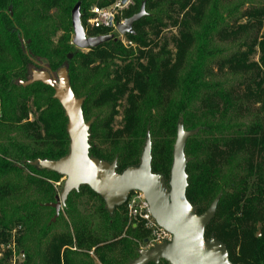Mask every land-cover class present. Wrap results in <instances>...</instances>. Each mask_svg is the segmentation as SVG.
Returning <instances> with one entry per match:
<instances>
[{
	"label": "rangeland",
	"instance_id": "rangeland-1",
	"mask_svg": "<svg viewBox=\"0 0 264 264\" xmlns=\"http://www.w3.org/2000/svg\"><path fill=\"white\" fill-rule=\"evenodd\" d=\"M104 0H86L84 6H98ZM174 6L169 13L170 18H165L162 23L143 25L140 29L145 35L147 46L132 42V46L123 48L129 49L133 57L143 53L144 57L155 55L160 52L162 47H166L170 55L175 53L174 39L179 38L183 30V24H190V31L200 32L202 28L195 27L191 19L194 15L193 9L200 0H171ZM76 0H21V9L24 11L21 24L33 23L30 31L38 36L39 49L47 51L49 55L48 67L53 74L67 64L61 62V53L87 55L89 51L79 50L72 45L73 31L71 26V11L76 4ZM104 4V3H102ZM91 6V7H92ZM264 9V0H209L204 10V20L210 23V15L216 13L217 26L211 31L207 48L216 52L213 59L204 63L201 71L199 84L206 87L207 91H200L192 100L185 116L184 129L198 127L203 121L212 123L230 122L236 125L232 130L223 134L207 135L198 133L186 142L184 149L185 157L191 158L187 172L192 176L188 177V190L196 199L195 206L199 214H203L215 198L217 190L215 184L203 185L200 179L204 170L209 171L207 161L216 147L218 151L224 153V158L219 159V173H227L230 168L236 167V174L232 178L233 189L225 190L228 197L219 203L216 208L212 225L217 230L226 229V233L231 234L233 242L239 243L240 234L244 229H248L255 237L264 236V222L251 221L245 219L235 208L233 199H239V207L245 203L251 204L252 208L260 216H264V152L256 155L251 154L246 143L241 149H237V144L241 139H246L251 128L257 130V135L264 133V68L261 66V52L258 47L264 41V18H261L263 26L259 29L255 23L257 20L250 19L248 13L253 10ZM20 12V11H19ZM18 12V13H19ZM151 14L152 12H147ZM155 13V12H153ZM20 14L14 13L18 17ZM13 16V14H12ZM252 23V24H251ZM239 25H245L242 31L239 30L235 35H230L231 31L237 30ZM87 36H92V31L84 27ZM125 41H130L127 36ZM252 51L248 54L246 63L257 64L258 70L233 69L230 60L239 54L247 53L248 48ZM66 53V54H67ZM40 57L35 59L38 62ZM146 58L141 60L145 63ZM113 64L120 65L118 61ZM77 65V61L72 63ZM36 69L34 65L29 70ZM190 72V68L185 67L180 72L185 75ZM258 75L255 79L254 76ZM180 77H183L181 76ZM252 79L262 82V95L259 100L251 99L247 96L248 88L253 87ZM118 97L116 112L112 120V131H120L124 124V111L128 107V89ZM81 95L78 94V97ZM180 99L179 89L171 92L162 93L156 107L151 111V118L154 122L150 128L151 157L152 161H160L162 152L166 145L170 148V165L166 178L169 177L172 163V150L175 143L174 135H169L165 129V118L175 115L176 107ZM25 113L17 127L22 132L21 136L11 134L15 140H20V144L33 149V143L27 140L30 131L27 125L37 124L40 113L44 110L37 109L33 104L32 98L25 102ZM90 106V105H89ZM85 120L90 118L102 117L103 108L90 106ZM1 113V107H0ZM20 110L16 116L20 115ZM41 135H44L40 129ZM145 136L139 133L131 137L123 135L117 146L122 150L123 156L131 155L132 162L138 164L142 153ZM96 148L105 153L112 152L113 142L94 140ZM135 149L130 151L132 145ZM124 148V150H123ZM119 162V161H118ZM122 169L118 168V172ZM24 178L23 184H28V178H33L39 184H31L17 192L13 189L4 199H0V235H4L6 243L0 244V264H45L48 256V247L58 245V237L70 238L74 244V227H79L82 223L90 231L93 240L97 242L98 253L110 264H127L129 258L135 259L136 254H129L126 251L128 243L138 249H148L150 234L144 226L132 221L124 207L117 212L118 222L111 226L106 222L105 214L102 211L104 204L102 200L93 196L86 188H80L79 192H73L66 200L65 207L61 209L57 219L52 222L46 236L44 228L54 217V209L49 208L43 211L26 210V203L44 204L55 203V197L59 195L64 179L62 177L52 178L49 176H38L22 171ZM246 205V209H247ZM251 210V209H250ZM33 212L37 213L35 216ZM33 214V215H32ZM8 224V225H7ZM7 228L3 229V226ZM140 232L141 237L133 238ZM129 234V237H125ZM209 238V234H205ZM2 239H0L1 241ZM19 241V242H18ZM7 245L11 248L7 249ZM74 264H101L94 254V249L90 251L78 250L75 245L70 248ZM64 250V249H63ZM62 250V251H63ZM235 253L238 249L235 248ZM46 256V257H45ZM45 257V258H43ZM131 261V259H130Z\"/></svg>",
	"mask_w": 264,
	"mask_h": 264
},
{
	"label": "trees",
	"instance_id": "trees-1",
	"mask_svg": "<svg viewBox=\"0 0 264 264\" xmlns=\"http://www.w3.org/2000/svg\"><path fill=\"white\" fill-rule=\"evenodd\" d=\"M76 1V3H80L81 24L84 28L88 11L92 5L84 6L86 0ZM110 1L104 0L98 6H105ZM133 1L134 6L123 14V20L138 13L143 2L145 3V11H151L152 13L135 23L133 25L135 35L127 36V38L131 42L147 46L145 35L140 31L141 27L153 23L160 24L165 18H170L169 13L174 6V2L171 0ZM208 1L200 0L198 5L193 9L194 15L191 21L195 27L202 28L201 33L190 31L191 23L184 22L179 38L174 39L175 53L173 55L169 54L166 47H162L160 52L155 55L144 57L143 53H139L134 58L131 50L123 48L119 41L113 40L103 44L99 48L90 50L87 55L76 51L74 53H67V50H63L61 62L64 61L67 64L64 67L67 69L71 89L77 98H84L82 107L84 118L87 117L88 108L91 105L94 107L99 106L104 110L101 113H104L102 117L90 118L94 119L89 129V155L91 157L107 162L117 159V167L122 169L121 171L127 167L136 166L137 164L131 160V155L127 154L123 156L121 148L117 146L119 144L117 141L120 142L125 134L131 137L133 134L139 133L143 137L147 129L150 133V128L152 129L154 125L151 111L156 107L160 95L179 89L180 99L176 107V113L174 116L168 115L165 118L166 132L169 135H174V133L176 135V125L178 121H182L184 124V116L195 95L200 91H207V88L202 87L198 82L204 63L213 59L216 55V52L207 48L210 33L217 26V17L214 11L210 15V23H206L204 20V10ZM21 4V0H0V199H4L13 189L17 192L19 189H23V186L27 187L31 184H39V181L37 182L33 178H28V184L24 185L25 183L23 184L22 182L24 181L23 170H26L29 176H31L30 174H35L52 178L60 177L55 173L31 167L28 165V162L37 159L58 160L67 154L69 147V139L66 133L67 120L62 108L53 99V89L40 83L27 87L19 85L20 81L25 82L30 78L31 71L29 67L34 65L33 63L36 62L35 59L37 57H40L39 60H47L48 64L50 60L47 51L39 49L38 36L35 32L30 34V25H33V23H20V19L25 17L24 11L22 10L21 12V9L24 8ZM14 13L20 15L16 17ZM248 17L257 20L258 23L255 24L260 29L263 26L261 18H264V9L253 10L251 13H248ZM244 28H246L245 25H239L237 30L231 31L229 34L235 35L237 31H242ZM91 31L92 36L90 37L106 34L102 30ZM258 47L261 52L260 63L264 68V41L260 42ZM251 51L252 47L248 48L247 53L234 56L230 60L231 67L233 69L238 68L248 71L254 69L261 71L257 64L246 63L248 54ZM67 56H71V58L68 60ZM143 58H146L145 63L141 62ZM115 60L120 65L113 64ZM76 61L77 65L73 66L72 63ZM185 67L190 68V72L181 75L180 72ZM180 75L183 77H180ZM257 76L255 74L254 78L256 79ZM255 79H252L250 83L253 87L247 89V96L257 101L261 97L263 90L261 80L255 81ZM129 85L131 87L128 89V107L124 111L123 128L120 131H112L111 123L117 114L118 97L127 91ZM78 94L81 96L78 97ZM31 98L38 110L44 108L38 117L37 124L27 125V130L30 131V137L27 140L33 143V149L23 146L20 144V140L17 141L14 139L16 137L11 136V134L21 136L22 132L18 130L17 125L26 111L24 102ZM18 110L21 113L17 117L16 112ZM235 127L236 125L230 122L212 123L206 120L200 126L191 127L189 130L198 128V133L212 136L223 134ZM40 129L43 130L44 135H41ZM248 134L246 139H241L238 142L237 149H241L246 143L251 154L259 155L263 153L264 133L258 136L257 130L251 128ZM94 140L113 142L112 152L105 153L96 148L93 143ZM134 149L135 144L132 145L130 151ZM170 154V148L166 145L162 152L163 158H160V161L155 160V162L151 160L153 173L161 174L166 178L170 165V160L168 159ZM223 156L224 153L214 147L207 161L209 171L204 170L200 177L203 180V185H209V183L215 184V190H217L215 197L220 195V204L228 197L225 190L233 189L232 178L236 174V167H233L227 173L220 175L218 161L219 159H223ZM189 159L191 162L192 159ZM186 173L188 177L192 178L187 170ZM83 188H86L89 193L96 196L87 187ZM186 198L196 207V199L193 197L192 192H189L188 188ZM233 203L236 210L245 219L252 222L255 220L264 222V216H260L252 208L250 202L239 207V199L235 198L233 199ZM47 204L51 203L46 202L34 205V203L28 202L22 210L43 211L49 209V207L45 206ZM246 205L249 206L247 209ZM120 208H117L112 216L108 215L105 207L102 208L106 222L112 227L118 222L117 212ZM196 211L199 214L197 207ZM37 213L33 212L34 216ZM137 224L143 226V224ZM7 225H4L3 229L7 228ZM52 226V222L46 225L43 231L44 236H46ZM72 230L74 232V244L70 238L58 237V245H50L48 247V256H45L46 258L43 257L45 258V264H74L73 259L70 257L73 251L69 249L72 245H75L78 250H86L87 252L94 249V254L101 264H110L98 253L99 244L93 240L90 231L84 224L81 223L78 228L74 227ZM205 234H209V237L213 236L226 246L229 260L232 264H264V236L255 237L248 229H244L240 234L239 243L235 244L232 235L226 233V229L217 230L214 228L212 221L206 227ZM125 237H129V234ZM133 238H142L141 233H136ZM0 239H2L0 244L6 243L4 235L1 234ZM145 240V238H142V241ZM126 248L129 254H136L139 250L132 247V243H128ZM235 248L238 249V253L234 252ZM130 259L133 260V258H129L128 262ZM159 264L168 263L160 262Z\"/></svg>",
	"mask_w": 264,
	"mask_h": 264
},
{
	"label": "water",
	"instance_id": "water-1",
	"mask_svg": "<svg viewBox=\"0 0 264 264\" xmlns=\"http://www.w3.org/2000/svg\"><path fill=\"white\" fill-rule=\"evenodd\" d=\"M147 16L143 2L138 13L122 23H116V30L121 36H134L133 25ZM71 26L72 45L79 50L90 51L109 41H117L113 35H86L81 24L80 3H76L71 11ZM70 58L67 56L68 60ZM35 65L43 69L32 70L30 78L25 82L20 81L19 85L27 87L40 83L53 89V99L58 102L67 120L66 133L69 139L68 152L60 159L28 162L31 167L55 173L64 179L55 203L45 205L54 209L51 222L57 219L65 207L69 195L78 192L81 187H87L98 196L110 216L125 205L131 193L139 192L147 204L146 212L171 239L150 249H139L137 257L127 264H232L222 242L213 236L205 238V229L214 218L220 195L200 215L186 198V167L190 159L185 157L184 149L186 142L196 136L199 129L185 130L182 121H178L168 179L152 172L148 129L139 163L118 172L117 159L107 162L89 155V129L94 119L85 120L82 111L84 98H77L72 91L66 67L53 74L47 60L41 59Z\"/></svg>",
	"mask_w": 264,
	"mask_h": 264
},
{
	"label": "built area",
	"instance_id": "built-area-1",
	"mask_svg": "<svg viewBox=\"0 0 264 264\" xmlns=\"http://www.w3.org/2000/svg\"><path fill=\"white\" fill-rule=\"evenodd\" d=\"M134 6L133 0H111L105 6H92L88 11L85 28L90 30H102L105 35H113L124 47L132 46L131 41H125L126 36H121L116 30V23L123 22V14ZM124 208L128 217L137 223L143 224L150 234L148 249L163 242L170 241L169 234L158 228L151 216L146 212L147 204L143 195L133 192L129 195ZM11 247L7 245V249Z\"/></svg>",
	"mask_w": 264,
	"mask_h": 264
},
{
	"label": "flooded vegetation",
	"instance_id": "flooded-vegetation-1",
	"mask_svg": "<svg viewBox=\"0 0 264 264\" xmlns=\"http://www.w3.org/2000/svg\"><path fill=\"white\" fill-rule=\"evenodd\" d=\"M117 41H118V40H117ZM33 64H34V66H35L36 69H32V70L40 71V70L43 69V68H41L40 66L35 65V62H34ZM32 70H31V71H32ZM30 76H31V75H30Z\"/></svg>",
	"mask_w": 264,
	"mask_h": 264
}]
</instances>
